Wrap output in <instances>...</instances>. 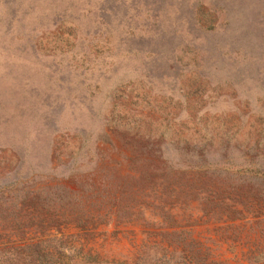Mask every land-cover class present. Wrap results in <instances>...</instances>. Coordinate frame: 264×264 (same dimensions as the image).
Here are the masks:
<instances>
[{"label":"rangeland","instance_id":"1","mask_svg":"<svg viewBox=\"0 0 264 264\" xmlns=\"http://www.w3.org/2000/svg\"><path fill=\"white\" fill-rule=\"evenodd\" d=\"M130 169L238 201L246 220L175 215L226 264H264V0H0V203ZM77 238L64 264H130L145 235Z\"/></svg>","mask_w":264,"mask_h":264},{"label":"trees","instance_id":"2","mask_svg":"<svg viewBox=\"0 0 264 264\" xmlns=\"http://www.w3.org/2000/svg\"><path fill=\"white\" fill-rule=\"evenodd\" d=\"M149 174L125 171L118 177L121 185L104 194L91 181L86 189H29L18 202H6V206L0 203V264H64L84 251L83 245L73 246L78 234L91 233L111 220L142 227L145 240L132 255L130 264H226L191 235L190 229L197 222H182L175 211L205 203L225 210L227 220L233 214L246 220L248 210L228 194L219 197L209 192L206 197L190 199V187L170 180V175L178 172ZM212 210L201 208V217L212 219L216 214ZM70 229L76 233L66 232Z\"/></svg>","mask_w":264,"mask_h":264}]
</instances>
